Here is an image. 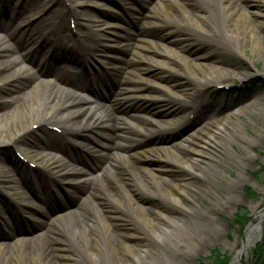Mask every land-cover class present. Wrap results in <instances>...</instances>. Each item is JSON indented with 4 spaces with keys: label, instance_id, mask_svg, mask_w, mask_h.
I'll return each instance as SVG.
<instances>
[{
    "label": "rangeland",
    "instance_id": "374dc122",
    "mask_svg": "<svg viewBox=\"0 0 264 264\" xmlns=\"http://www.w3.org/2000/svg\"><path fill=\"white\" fill-rule=\"evenodd\" d=\"M7 1V6L12 10L25 0ZM220 1L223 3L219 7ZM68 6H73L71 11L77 14L75 23H72L70 14L65 10ZM49 7L54 9L52 14L56 19L64 15V33L72 41L75 39L80 42L81 46L73 47L70 53L76 55L75 67L81 70L84 77H99L105 72L106 64L102 58L96 57L92 51L86 55L87 51L103 44L108 52L119 57L121 72L128 66L126 60L134 57L132 63L136 66L135 73L146 79L143 82L146 84L143 92L145 97H137L134 92L128 91L115 98L118 82L107 79L105 86L93 88L100 96V105L106 106V110L97 109L93 116H78L70 120L55 117V128L37 125L15 139L14 143L15 129L18 125L26 126L29 117L23 114L18 120L8 116L1 119L0 132L4 141L0 143V179H9L10 182H0V242L18 241V236L23 235L21 233L31 232L36 227L41 228L40 232H52V235L48 233L44 236L41 247L57 264H113L123 257L120 243L129 244L130 235L134 234L141 249L151 244L160 264H166V254L182 258L183 264H206L210 251L215 248L227 252L229 264L240 247L243 225L256 220V211L264 206V108L257 112L248 106L238 116H230L233 123L242 125L243 135L238 136L233 132L229 148L223 146L215 128L217 121L222 122L226 113L239 105L257 100L264 107V86L259 85L258 81L255 86H250L253 81L264 77V0H28L27 10H23L18 17H35L32 15L35 10L40 14ZM31 8L33 10H28ZM149 9L155 13V17L151 16L155 23L143 25L142 19ZM20 20H14L8 27L0 19V45L4 50L0 55V70L3 63L5 66L10 65L7 71L0 72L1 75L12 72L10 58L15 57L21 64L18 57L20 53L15 52V43L8 38L10 33L18 29ZM219 21L221 28L218 27ZM103 23L124 29L127 31L125 37L116 40V34L103 31ZM139 27H143V32L139 31ZM219 29L225 32V40L219 37ZM50 30V27L44 30L40 26L35 31H39L38 36L44 37ZM22 34L25 35L23 31L18 32L17 38ZM98 35L102 39L96 44ZM53 48L55 52L51 54ZM59 49L61 47L53 43L45 50L50 56H58L57 53L62 51ZM79 49L84 51L83 55L79 54ZM98 49L102 52L100 46ZM41 55L37 51L31 57L30 53V61H23L22 64L31 67V72L35 73L34 65ZM63 67L75 70L71 62L53 57L47 60L43 68L51 77L52 73L57 74L54 69ZM217 67L226 68L227 73L216 71ZM243 71L250 76L242 78L240 74ZM18 83V86L28 85L26 80ZM202 84L206 86L202 87ZM235 86L240 89L233 91ZM246 88L248 90L245 91ZM174 97L182 102L175 105L167 102V99ZM83 98L93 101V97L87 93ZM3 99L9 100L8 97ZM25 101L26 98L19 99L17 104H25ZM253 107L256 108V105L253 104ZM9 109L4 108V112ZM77 122L90 127L78 131L76 141L70 140L65 130ZM225 129L232 130L227 124ZM212 132L214 137H211ZM143 133L146 135L141 136ZM187 134L193 135L188 141L190 148L174 149L172 144L180 142ZM60 143H63L62 147ZM140 143L157 150L159 159L171 166L162 171L160 177L178 183L193 198L187 201L193 211L199 207L210 210L217 224L216 229L199 230L192 226L188 238L181 237L179 243L173 240L176 243L174 248L168 240L170 237L155 243L149 242L145 228L138 225L127 207L126 211L119 206L117 209V204L104 188L115 184L113 176L132 194L135 204L145 207L150 216L156 210H162L167 216L182 214L172 205L139 195L140 187H135L131 174L139 175V180L145 183L148 180L144 177L146 174L142 167L155 169L154 165L144 159L143 164L142 160L132 163V169L120 165L121 159L128 156L134 158L135 145ZM45 146L49 147L43 149ZM60 147L64 148V156L77 167L84 168L90 175L101 176L100 185L89 175L86 180L79 183L71 180L68 185V182L50 177V173H54L52 170L40 168L31 162H44L45 157L48 160ZM26 148L33 150L31 156L23 160L26 167L22 163L15 165L14 159L21 157ZM163 153L170 157L168 161L164 159ZM172 153L175 157L171 156ZM237 157L246 161L241 173L236 166ZM184 160H192L195 165L193 174L184 169ZM211 164L220 167V174L241 182L238 201L227 192L224 178L207 175L209 172L206 167ZM101 168L104 171H100ZM42 184L43 189L40 187ZM247 187L250 193L246 194L244 189ZM204 188L207 193L202 190ZM174 189L171 184L161 185L165 193L173 192ZM115 197L120 198L119 193ZM41 199L46 200L44 204ZM90 200L95 206L88 204ZM16 203L20 207H15ZM32 208L37 212L32 214ZM78 209L82 210L81 218L84 220H90L92 209L95 215H102L109 228V232L105 229L101 231L102 236H105L103 241L98 244L94 242L100 235L93 233L91 228L87 235L91 239L88 246L80 242L81 234L75 233V227L50 230L48 223L54 226L55 222L61 221L64 213L71 211L77 216ZM238 210H246L247 213L248 220L242 226L233 222ZM186 221L193 223L190 219ZM172 230L178 234L183 232L180 225L170 226V229L163 230V236L169 235L168 232ZM70 232L73 233L71 236ZM251 257L249 251L242 264L250 262ZM2 260L0 264H19L11 254L6 261Z\"/></svg>",
    "mask_w": 264,
    "mask_h": 264
},
{
    "label": "bare ground",
    "instance_id": "6f19581e",
    "mask_svg": "<svg viewBox=\"0 0 264 264\" xmlns=\"http://www.w3.org/2000/svg\"><path fill=\"white\" fill-rule=\"evenodd\" d=\"M35 1L38 2L40 0ZM7 2V0H0V19L3 20L4 23H7L8 27L14 20L21 19L18 23V29H15L12 33L8 35V38L10 40L12 39L15 43L13 49L16 53H20L18 54V57H20L21 59V64H19L18 59L12 57L9 59L11 60V64L13 65L12 72L10 74H0V113L2 112V114H0V120L7 116L13 120H18L22 118L21 115L23 114L29 117L26 126L18 125V127L16 126L17 128L13 127L16 128L14 131L16 138H14L13 143L15 142V139L24 135V133L30 131V129L37 125L40 127H43L42 125H49L51 128H55V126H57L53 123V119L55 117H59L60 119L64 120H70L77 118L78 116H93V112H95V110L97 109H102V111L106 110V106H101V103H99V95L94 97L93 101L87 98L85 100L83 96L86 93L97 94L96 91L93 89L94 86H105L107 79H109L110 81L115 80V82H118V86L116 87L115 91V98L117 96L123 95L125 92L128 91L134 92L137 97H145V94L143 92L145 90L146 84L143 82H145L146 79L140 77L139 74L135 73L136 66H134L133 64V56H131L129 60H126L128 61L126 62L128 64L126 69L122 72L119 71L120 65L122 64L120 62L119 57L113 54L112 52H108L105 49L106 45L101 44V46L100 44H98L99 42H101L102 39L101 35H98L97 39H95V43L102 48V52H100L98 46L96 47V49H91L90 51H87L88 53H86V55H89V52L92 51V53H94L96 57L100 59L102 58L106 64L104 69L105 72H103L100 77L86 78L81 74V70L78 69V67H75L77 61L76 55L74 54V52L70 53V50L73 47L79 45L80 42L75 39L72 41L69 38V35H66L64 33V31H66V26L63 23L64 15L60 16L59 20L56 19L54 17V14H52L54 13V9L52 7H49L44 13L40 14H37L35 10L32 14L35 15V17L28 18V16H26L27 18H25V16H22V18H19L18 15L23 10H27L26 5L28 4V0L20 2L18 5H16L15 8L13 7L14 9L12 10L9 6H7ZM222 3L223 2L220 1L219 7L222 6ZM71 8L73 9L74 7L68 6L65 8V10L68 11V14H70L72 23H75L78 17L77 14L74 13V11H71ZM28 10L31 11L33 9L31 8ZM151 16L155 17V13L152 12L151 9H149L142 19V23H144L143 25L155 23V21L151 20L153 18ZM217 16L218 15L216 14V18ZM220 17L222 22V16L220 15ZM79 20L82 19L79 18ZM105 24L106 23L102 24L103 31L105 30L107 34L111 35L113 33L116 34V40L125 37L127 31H124V29ZM40 26H43L44 30L50 27L51 30L44 37L38 36L39 31L35 30ZM218 27L221 28L220 21L218 23ZM139 28V31L143 32V27ZM219 30V37L222 38V40H225V32L221 31V29ZM20 31H23L25 35L23 36L22 34V36H19L17 38V33ZM137 40L141 39L137 38ZM53 43L55 44V46L57 45L58 47H61V49L59 50H62V53H57L58 56H50L51 54H53V51L55 52L54 48L51 51V54L49 55L45 50L46 47L50 45L53 46ZM32 44L35 45L33 46ZM37 51H40L42 53V57L38 60L37 64L34 65L35 73H32V68L24 66L22 63L23 61L27 60L30 61V53L31 57H33V53ZM83 52V50H80V53H78L80 55H83ZM3 53V47L0 45V55ZM52 57L56 60L58 58L59 60H66L68 62H71V64H74L73 68L75 70H69V68L67 67L54 69V72L57 71L56 73L58 75L52 73V76L54 77H50L49 75H47L46 69H44L43 67H45L47 60ZM63 57H65L66 59H64ZM148 59L151 58L148 57ZM3 65L4 66L0 70V72L7 71L10 67V65L7 64L5 66L4 63ZM216 71L227 73L226 68L217 67ZM208 75L211 76L210 74ZM240 75L242 78L250 76V74L246 71H243ZM20 80H26L28 82V85L18 86V82ZM205 86L206 84H202V87ZM7 97L9 98V100L3 99ZM23 98H26L25 104H23V102L17 104L19 99ZM167 102L172 103V105H175L178 102L181 103L182 100H179L174 97L167 99ZM253 104L256 105V108L253 107ZM248 106H250L254 111L257 112L258 110H263L264 108L263 105L260 104L257 100H252L248 104L239 105L238 107L230 110V112L226 113V115L223 117L222 122L217 121L215 133L217 135H220V141L224 147L229 148L228 143L233 141V132L236 133V135L238 136L243 135L242 125L233 123L230 120V116H238V114L243 113V111L247 109ZM8 107H10V109L4 112V108ZM105 114H107V111L104 113V115ZM97 115L99 116L100 114L97 112ZM82 124L83 123L81 122H77V124L73 125V127L69 128V130H65L70 140L76 141L75 138L78 131H82L83 129H89L90 126H85ZM226 124L230 126L232 130H226ZM1 128L2 124L0 122V129ZM213 133L214 132H212L211 137H214ZM145 135L146 134L144 133L141 134V136ZM191 138H193V135L187 134L180 139V142H176L172 144V146H174V149L176 148L177 150H184L186 147L190 148L188 147V141ZM3 141L4 137L3 134L0 132V143H2ZM60 144L59 146L62 147L63 143L61 145ZM48 147L49 146H45L43 149H47ZM61 147L55 152L53 156H50L48 160L47 157H45L43 159L44 162H39L35 160H31V162L34 163V165L39 166L40 168L52 170L54 173H50V177H52L53 179L58 178L59 180H63V182H68L66 183L68 185H70L71 180L77 181V183L86 180L88 175L91 178L93 177V179H95V183H99L100 185L101 176L97 177V175H90L89 172L84 168L77 167V165H75L73 161L68 160V158L64 156V148ZM32 151L33 150L26 148V152L24 154L21 153L20 158L14 159L16 160L15 165L22 163L26 167V162H23V160L28 159V157L31 156ZM134 151V158L130 159V156L126 157L125 159L120 158L122 160L120 164L121 166L130 168L131 164L139 162L138 160H140V162L142 160L141 163L143 164L144 159L149 162L150 165H154L155 167V169H150L144 166L142 167V169L144 170V174H146V176L144 177H146V179L148 180L145 183L139 180V175H135V173L131 174V179L135 184V187H140L138 190L139 195L143 198H148L151 200L158 199L166 205H172L174 208L178 209L182 213L177 214V216H167L165 213L162 212V210H156L154 211L153 215L150 216L148 214L149 211H147L145 207L139 204H135L132 194H130L126 190L124 184L118 182L117 177L113 176L112 178L115 184L113 185L111 183L110 186H104L106 193L109 197L111 196L112 200L117 204V209L119 206L120 208L123 207L122 209L126 211L125 207H127V209L131 213V216L135 218L134 220L138 223V225L145 228V232L150 240L149 242L155 243L161 241V239L165 237H170L168 239L170 245L175 248L176 243L173 240L179 243L181 242V237L186 236L188 238L189 236L187 235L189 234L190 228H192V226L197 227L199 230L209 229L211 227L213 229L217 228V224L214 221V215L210 212V210L199 207L198 210L193 211L192 205L187 202L188 200H193V198L189 197L185 190L178 183L160 177L163 173L162 171L170 169L171 166L163 162L165 160L162 161L161 159H159V154L157 153V150H155V148L151 149L148 144L140 143L135 145ZM163 155L164 159L168 161L170 157L165 153H163ZM171 156L175 157L173 153L171 154ZM236 161L238 171L241 173L246 165V161L240 157H237ZM182 165L184 169L188 170L190 173L193 174L195 165H193L192 160H184ZM206 170H208L209 172L207 175L214 177L215 175H218L219 177L224 178V180L226 181L227 192L231 197H234L238 201V198L240 196V188L242 187L241 182L238 179L232 180L229 177H225L224 174H220L219 171L221 169L215 164L209 165L208 167H206ZM100 171H104V168H101ZM133 171L134 170H131L130 172ZM52 174H54L55 176ZM4 175L5 177L8 176L7 174ZM0 182H2L3 184H8L10 181L9 179L6 180L1 178ZM163 183L168 185L171 184L173 188H175L174 191H169V193L162 192L161 185ZM43 186L44 185L42 184L40 187L43 189ZM16 189L18 188L16 187ZM202 190L207 193V190H205V188ZM114 192H116V194L119 193L120 198L115 197L116 194H114ZM87 198H90V196H87ZM45 201V199H41L42 204H44ZM88 204L95 206L91 200L88 201ZM17 205H19V203H17ZM27 206H30L31 208V205L27 204ZM92 211L93 212L92 216L90 217V220H84V218H81L82 210L80 211L78 209L77 216L74 215L72 211L64 213L63 217L61 218V221L55 222L54 226L48 223V227L50 228V230H52L51 228H60L58 230H61L65 227H75V233L81 234V238H79V240L85 246H88L89 243H91L90 237L87 236L88 233H90L89 229L91 228V231L93 233H97L100 235V237L95 238L94 241L98 244L99 242L105 239V236H102V232L104 231V229L109 232V228L107 227L108 223L104 222L102 215H95L93 209ZM35 212H37L35 209L31 210L32 214H34ZM96 212L97 210H95V213ZM183 214L185 216H183ZM185 219H190V221L193 223L190 224V222L188 221H186V223ZM259 220L264 222L263 210L258 212V220L256 221V223L246 226L243 241L241 242L242 247L240 250H237L234 253L230 264H238L240 259H243L247 256L257 236L256 233L258 232L256 230V226ZM177 225H180L183 229V232L181 234H178L177 232L172 230L168 232L170 233L169 235L163 236L165 234V231H163L164 229H170V226ZM40 231L41 228L39 229L33 227L31 232L21 233L23 235L18 236V241H15L13 243L0 242V259H3L2 261H6L8 256L11 254L15 256L19 264H57L53 257L47 252H45L41 247L44 236L48 233L52 235V232H47L48 230L43 232ZM72 234L73 233L70 232L69 236H71ZM130 240L131 241L129 244L124 242L120 243L123 257L119 258L113 264H160V259L157 255V252L151 247V244H148L146 246V249H141L137 236L131 234ZM166 255V264H183L182 258L180 259L175 258L173 256H168V254Z\"/></svg>",
    "mask_w": 264,
    "mask_h": 264
},
{
    "label": "trees",
    "instance_id": "16d2710c",
    "mask_svg": "<svg viewBox=\"0 0 264 264\" xmlns=\"http://www.w3.org/2000/svg\"><path fill=\"white\" fill-rule=\"evenodd\" d=\"M264 86V81L261 82ZM246 194L250 193V189L247 187ZM246 210H238L233 218V222H236L240 226L246 221ZM241 230V227H240ZM229 256L226 251L215 248L210 251L206 264H227ZM252 264H264V235L260 243H257L252 249Z\"/></svg>",
    "mask_w": 264,
    "mask_h": 264
},
{
    "label": "water",
    "instance_id": "95a60500",
    "mask_svg": "<svg viewBox=\"0 0 264 264\" xmlns=\"http://www.w3.org/2000/svg\"><path fill=\"white\" fill-rule=\"evenodd\" d=\"M259 79H260V78H259ZM234 89L239 90L240 88H239V86H236V87H234ZM193 118H194V116H193ZM193 118H192V119H193ZM191 121H192V120H190L189 122H191ZM184 130H185V129H184ZM182 131H183V130H182ZM263 211H264V208H263ZM257 220H258V219H257ZM257 220H256V221H257ZM256 221H254V222H249L248 225L254 224V223H256ZM256 230H257L258 233H257V236H256L254 242H253V246L255 245V243L260 242L261 239H262V236H263V233H264V222H262L261 220H259L258 223H257V226H256ZM244 231H245V225H244V227H243V233H242V239H241V242L243 241ZM253 246H252V247H253ZM241 247H242V243H240V247H239L238 250H240ZM235 252H236V251H235ZM230 263H231V262H230ZM230 263H229V264H230ZM242 263H243V259H240L238 264H242ZM246 264H251V262L246 263Z\"/></svg>",
    "mask_w": 264,
    "mask_h": 264
}]
</instances>
